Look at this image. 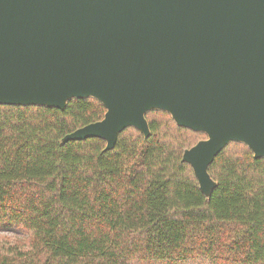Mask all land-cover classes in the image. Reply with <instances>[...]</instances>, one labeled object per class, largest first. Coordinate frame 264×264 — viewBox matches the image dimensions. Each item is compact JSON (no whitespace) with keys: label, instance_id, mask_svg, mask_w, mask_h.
Here are the masks:
<instances>
[{"label":"trees","instance_id":"1","mask_svg":"<svg viewBox=\"0 0 264 264\" xmlns=\"http://www.w3.org/2000/svg\"><path fill=\"white\" fill-rule=\"evenodd\" d=\"M105 111L93 97L0 104V264H264V158L231 142L207 198L182 161L206 134L166 111L107 151L98 137L61 144Z\"/></svg>","mask_w":264,"mask_h":264},{"label":"water","instance_id":"2","mask_svg":"<svg viewBox=\"0 0 264 264\" xmlns=\"http://www.w3.org/2000/svg\"><path fill=\"white\" fill-rule=\"evenodd\" d=\"M93 97L103 118L65 134L104 151L162 110L206 137L186 147L207 198L231 142L264 158V0H0V104L65 109Z\"/></svg>","mask_w":264,"mask_h":264}]
</instances>
